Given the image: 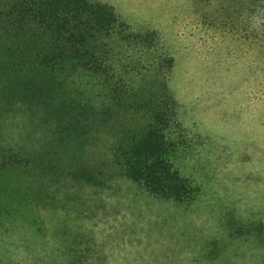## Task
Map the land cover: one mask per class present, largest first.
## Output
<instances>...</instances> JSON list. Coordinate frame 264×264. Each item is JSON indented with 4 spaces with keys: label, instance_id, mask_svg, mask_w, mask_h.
<instances>
[{
    "label": "rangeland",
    "instance_id": "obj_1",
    "mask_svg": "<svg viewBox=\"0 0 264 264\" xmlns=\"http://www.w3.org/2000/svg\"><path fill=\"white\" fill-rule=\"evenodd\" d=\"M93 1L147 35L102 49L114 98L80 68L54 79L38 48L0 50V264H264V46L243 29L256 1ZM155 96L189 200L117 163Z\"/></svg>",
    "mask_w": 264,
    "mask_h": 264
},
{
    "label": "trees",
    "instance_id": "obj_2",
    "mask_svg": "<svg viewBox=\"0 0 264 264\" xmlns=\"http://www.w3.org/2000/svg\"><path fill=\"white\" fill-rule=\"evenodd\" d=\"M255 1L256 4L248 8L243 29L256 34L264 46V0ZM144 37L147 35L129 31L112 6L99 1L10 0L0 3V50L18 52L38 48L33 54L39 68L52 73L54 79L64 69L80 68L92 85L101 84L105 89L102 95L107 99L114 98L118 84L112 85V73L101 66L105 60L102 49L111 46L108 41L114 38L123 41L132 38L139 43ZM41 92L33 97L42 96ZM156 96L163 97V93ZM156 96L143 102L147 117L138 133L122 147L117 163L148 192L179 201L186 197L189 200L192 190L168 158L163 130L170 118V109L166 103L160 105ZM168 97L164 94L163 98Z\"/></svg>",
    "mask_w": 264,
    "mask_h": 264
}]
</instances>
